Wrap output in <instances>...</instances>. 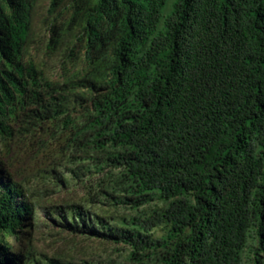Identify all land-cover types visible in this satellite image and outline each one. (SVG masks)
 I'll list each match as a JSON object with an SVG mask.
<instances>
[{"label":"trees","instance_id":"obj_1","mask_svg":"<svg viewBox=\"0 0 264 264\" xmlns=\"http://www.w3.org/2000/svg\"><path fill=\"white\" fill-rule=\"evenodd\" d=\"M168 3L52 0V78L0 0V264H96L34 248L42 220L130 264H264V0Z\"/></svg>","mask_w":264,"mask_h":264},{"label":"rangeland","instance_id":"obj_2","mask_svg":"<svg viewBox=\"0 0 264 264\" xmlns=\"http://www.w3.org/2000/svg\"><path fill=\"white\" fill-rule=\"evenodd\" d=\"M51 3L52 0H31V26L24 57L26 61L34 62L47 76L59 78L68 70L64 64L66 46L56 47L55 50L50 48V44L53 37L52 25L64 14L61 15L59 11L52 13ZM172 3L173 0H169L166 11L171 8ZM79 194H83V191L75 193V197ZM67 195L71 196L67 191L62 192L60 196ZM164 234L165 230L162 228L155 230L156 237ZM30 238L34 248L49 256L61 254L67 258L92 259L96 264H110L111 260L118 264H130V248L127 246L96 238L74 236L43 220L32 231ZM10 239L13 244H18L16 237ZM246 264L251 263L247 261Z\"/></svg>","mask_w":264,"mask_h":264}]
</instances>
